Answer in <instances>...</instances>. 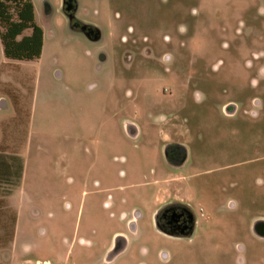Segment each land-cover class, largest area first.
<instances>
[{
  "label": "rangeland",
  "instance_id": "rangeland-1",
  "mask_svg": "<svg viewBox=\"0 0 264 264\" xmlns=\"http://www.w3.org/2000/svg\"><path fill=\"white\" fill-rule=\"evenodd\" d=\"M32 1L41 57L0 37V264H264V0ZM173 196L199 219L178 239L153 226ZM117 231L131 244L107 263Z\"/></svg>",
  "mask_w": 264,
  "mask_h": 264
},
{
  "label": "flooded vegetation",
  "instance_id": "flooded-vegetation-1",
  "mask_svg": "<svg viewBox=\"0 0 264 264\" xmlns=\"http://www.w3.org/2000/svg\"><path fill=\"white\" fill-rule=\"evenodd\" d=\"M67 1L73 4V8L68 12V14L73 15L76 9V0ZM92 29L96 31L99 30L92 25L85 26L86 32H90ZM138 133L135 132V135H138ZM164 151L167 162L173 166L181 165L187 157L186 145L179 141L165 143ZM173 181L176 180H172V182ZM151 183L156 184L159 183V181H152ZM136 212H138V216L140 218L136 224L138 229L136 232H134L133 225L135 224L134 215ZM143 216L144 211L135 207L131 210V212H123L121 215V220L126 222L129 232L138 238H141L143 235L139 225L140 219ZM198 220L199 219L196 217V214L191 207V203L184 202L182 199H179L176 196H173L172 199L165 200L163 204L153 213V226L163 235L170 238L178 239L193 234L198 228ZM260 224L264 233V222H261ZM120 235L121 237H117L115 249L107 254V263L114 261L120 255H122L126 251L127 247L131 244L130 237H125L122 234ZM78 241H80L81 244H86L87 242L83 236L78 237L77 235H74L73 239L71 240V246L73 247L76 243H78ZM109 250L110 248L107 249V251ZM72 264H77V262L73 261Z\"/></svg>",
  "mask_w": 264,
  "mask_h": 264
},
{
  "label": "trees",
  "instance_id": "trees-1",
  "mask_svg": "<svg viewBox=\"0 0 264 264\" xmlns=\"http://www.w3.org/2000/svg\"><path fill=\"white\" fill-rule=\"evenodd\" d=\"M0 27L4 54L8 59L30 61L41 57L44 30L36 20L35 5L32 0H0ZM6 155L0 152V161L9 158V155L7 158ZM8 171L7 180L11 179L16 187L20 186L24 173L23 159H20L15 171H10V167ZM3 174L4 172L0 171L2 179L5 176ZM1 189L0 186V208L5 202L4 196H1L4 195Z\"/></svg>",
  "mask_w": 264,
  "mask_h": 264
},
{
  "label": "crops",
  "instance_id": "crops-1",
  "mask_svg": "<svg viewBox=\"0 0 264 264\" xmlns=\"http://www.w3.org/2000/svg\"><path fill=\"white\" fill-rule=\"evenodd\" d=\"M1 51H2V53H4V48H3V46L1 47ZM32 116V115H31ZM31 122V121H30ZM31 124V123H30ZM137 133H138V131H136ZM30 135H31V126H30ZM25 161H26V159H25ZM188 161V155H187V157H186V159H185V161L181 164V165H183V164H185L186 162ZM24 170H25V164H24ZM23 176H24V173H23ZM154 181H161V180H159V179H155ZM158 209V208H157ZM156 209V210H157ZM155 210V211H156ZM137 211V210H136ZM154 211V212H155ZM154 212H152V214L154 213ZM139 214H138V212H136L135 213V215H134V225H133V230H134V232H136V230L138 229V227H137V221H138V219L140 218L139 216H138ZM120 234H122V235H124L125 237H127V233L126 232H124V231H117V232H115L114 233V235H113V239H115V237L116 236H118V235H120ZM119 237V236H118ZM120 237H121V235H120ZM110 248V247H109Z\"/></svg>",
  "mask_w": 264,
  "mask_h": 264
},
{
  "label": "water",
  "instance_id": "water-1",
  "mask_svg": "<svg viewBox=\"0 0 264 264\" xmlns=\"http://www.w3.org/2000/svg\"><path fill=\"white\" fill-rule=\"evenodd\" d=\"M64 5H65V11L68 13L72 8H73V4L72 3H70L69 1H67V0H64ZM85 28V27H84ZM87 33V35L89 36V37H91V39H94V40H96V39H99V37H100V31L99 30H94V29H92L90 32H86Z\"/></svg>",
  "mask_w": 264,
  "mask_h": 264
}]
</instances>
